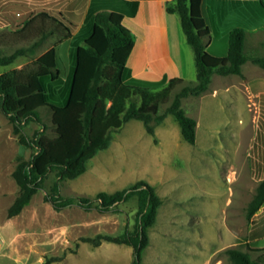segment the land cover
Masks as SVG:
<instances>
[{"label":"rangeland","instance_id":"rangeland-1","mask_svg":"<svg viewBox=\"0 0 264 264\" xmlns=\"http://www.w3.org/2000/svg\"><path fill=\"white\" fill-rule=\"evenodd\" d=\"M26 17L24 14L17 21ZM84 31L59 48L57 68L62 102L70 88L73 48L83 43ZM9 32L10 28H0L4 54L34 41L21 38L18 43L8 42L5 36ZM53 42L51 39L32 55L0 66V74L30 64ZM246 49L248 55L261 56L251 49V42ZM194 71L193 81L176 86L158 114L165 113L174 94L184 85L197 83L196 65ZM249 74L259 76L258 70ZM217 77L213 87L219 82ZM136 90L142 91L122 84L115 91L105 92L103 106L108 121L121 116L131 99L139 103ZM232 94L213 98L211 92L183 100L182 108L197 121L194 145L183 139L172 115L156 125L155 137L141 121H129L113 132L109 147L89 161L83 175L62 182V195L94 199L99 192L113 193L139 180L153 185L163 204L149 230L150 245L143 253V264H229L226 251L230 248L250 252L253 259L264 256L249 250L264 247V206L251 220L247 218V208L264 177V164L258 160L264 157V116L256 133L255 103L246 101L244 94ZM41 117L45 127L36 122L24 127L29 138L39 129L55 136L51 112L43 109ZM33 152L19 142L12 123L0 112V264H42L48 257H64L54 264H131L132 247L110 242L94 247L81 239L99 234L118 236L127 229L133 230L137 197L122 202L118 212L103 213L95 207L78 205L57 210L45 199L56 178L52 173L31 203L19 215L9 218L8 210L19 194L13 172L18 160L29 159Z\"/></svg>","mask_w":264,"mask_h":264},{"label":"trees","instance_id":"trees-1","mask_svg":"<svg viewBox=\"0 0 264 264\" xmlns=\"http://www.w3.org/2000/svg\"><path fill=\"white\" fill-rule=\"evenodd\" d=\"M201 4L202 0H173L167 3V12L179 15L187 43L194 51L197 83L184 85L175 93L163 114H158L160 107L168 103L175 87L185 80L175 77L165 84L163 81L135 78L126 72L135 47V36L123 23L124 13L114 5L94 1L93 8L97 6L98 11L90 31L86 28L77 31L79 16L73 13L65 15L42 10L22 23L14 14H0V27L11 29L10 34L5 36L8 42L18 43L21 38H34L31 45L18 46L10 54H4L0 47V66L13 64L19 57L30 56L54 39L53 45L30 64L0 74V112L12 123L19 142L34 149L29 159L18 160L13 172L19 194L8 210L9 218L19 215L31 203L52 173L56 178L45 199L57 210L78 205L86 209L95 207L103 213L118 212L122 202L137 197L138 212L133 230L127 229L118 236L99 234L81 240L94 247L101 246L103 242L130 246L133 249L131 264H143V253L150 245L149 230L155 225L163 204L156 188L146 180H139L128 188L113 193L102 191L94 199H89L63 196L62 182L83 175L89 161L109 147L113 132L132 120L141 121L146 131L155 137L156 125L161 124L168 114L172 115L180 126L183 139L189 144H196L197 121L182 108L183 99L205 93L215 73L243 76L242 67L247 61L264 69V55L247 54L246 30L242 27L230 32L226 56H216L207 50L205 40L210 31L202 16ZM81 31L85 32L81 38L83 43L74 48L70 88L66 100L62 102L55 47L64 40L73 39ZM122 84L131 89H142L136 90L139 103L131 99L125 112L110 122L103 106L104 95L108 90H117ZM43 109L51 112L56 134L51 137L46 129H39L29 138L24 133L26 125L36 122L45 127L41 117ZM260 110L262 118L264 95L260 99ZM263 206L264 177L247 208V218L251 220ZM249 250L264 253V247ZM72 253H77V250ZM226 253L229 264H264L263 255L253 259L250 252L237 248L227 249ZM62 260L64 257H48L42 264Z\"/></svg>","mask_w":264,"mask_h":264},{"label":"crops","instance_id":"crops-1","mask_svg":"<svg viewBox=\"0 0 264 264\" xmlns=\"http://www.w3.org/2000/svg\"><path fill=\"white\" fill-rule=\"evenodd\" d=\"M94 1L98 4L114 5L124 13L123 23L135 36V47L127 63L132 77L163 81L165 84L175 77L183 78L186 82L193 81L194 51L187 43L179 15L167 12V3L173 0H0V14L11 13L17 18L26 14L25 20L19 21L22 23L42 10L65 15L73 13L79 16L77 31L80 28L90 31L94 15L98 11L97 6L93 8ZM263 2L264 0H202V16L210 31V36L205 40L207 50L216 56H226L229 51L230 32L236 27H242L246 30L245 47L251 42V49L264 55ZM57 37L61 36H54ZM71 40L72 38L64 40L55 47L57 63L59 48ZM247 70L249 73L258 70L259 76H251ZM242 71L243 76H222L215 73L209 89L200 96H207L211 92L213 98L222 94H244L246 101L255 103L257 113L254 126L257 133L261 118L260 99L264 95V69L252 61H247ZM216 77L219 82L213 87ZM243 110L246 116V106ZM262 148L264 149V145ZM258 160L264 164V157Z\"/></svg>","mask_w":264,"mask_h":264}]
</instances>
